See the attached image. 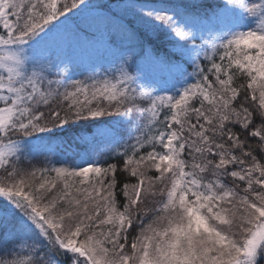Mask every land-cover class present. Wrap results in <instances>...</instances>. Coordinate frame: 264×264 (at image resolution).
<instances>
[{"label":"snow or ice","instance_id":"obj_1","mask_svg":"<svg viewBox=\"0 0 264 264\" xmlns=\"http://www.w3.org/2000/svg\"><path fill=\"white\" fill-rule=\"evenodd\" d=\"M0 264H264V0H0Z\"/></svg>","mask_w":264,"mask_h":264},{"label":"trees","instance_id":"obj_2","mask_svg":"<svg viewBox=\"0 0 264 264\" xmlns=\"http://www.w3.org/2000/svg\"><path fill=\"white\" fill-rule=\"evenodd\" d=\"M99 2H108V3H114L115 0H99ZM134 2L137 3H151L154 2V0H134ZM163 43H161V47H163ZM74 57L84 64H87L90 61H100L105 62L103 58L95 51V50H87V51H77L74 53ZM82 68H77L75 70H72V78L75 79H83L84 76L82 75Z\"/></svg>","mask_w":264,"mask_h":264}]
</instances>
